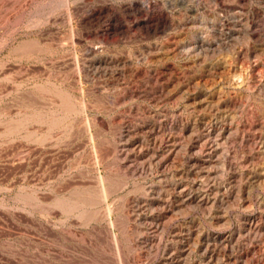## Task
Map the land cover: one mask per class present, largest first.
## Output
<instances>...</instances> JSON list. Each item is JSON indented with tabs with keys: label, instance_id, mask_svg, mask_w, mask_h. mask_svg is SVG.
<instances>
[{
	"label": "rangeland",
	"instance_id": "374dc122",
	"mask_svg": "<svg viewBox=\"0 0 264 264\" xmlns=\"http://www.w3.org/2000/svg\"><path fill=\"white\" fill-rule=\"evenodd\" d=\"M0 264H264V0H0Z\"/></svg>",
	"mask_w": 264,
	"mask_h": 264
}]
</instances>
